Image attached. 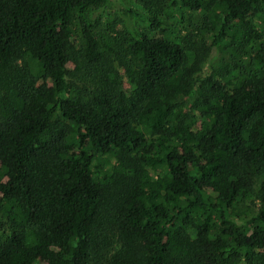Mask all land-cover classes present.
<instances>
[{
  "label": "trees",
  "instance_id": "trees-1",
  "mask_svg": "<svg viewBox=\"0 0 264 264\" xmlns=\"http://www.w3.org/2000/svg\"><path fill=\"white\" fill-rule=\"evenodd\" d=\"M107 2L0 0V264H264V0Z\"/></svg>",
  "mask_w": 264,
  "mask_h": 264
},
{
  "label": "rangeland",
  "instance_id": "rangeland-1",
  "mask_svg": "<svg viewBox=\"0 0 264 264\" xmlns=\"http://www.w3.org/2000/svg\"><path fill=\"white\" fill-rule=\"evenodd\" d=\"M130 0H108L104 6H98L91 11L90 20L96 25L95 30L98 34L108 32L115 34L116 32H136L140 33L146 29V25L132 17L127 12ZM79 28V25H78ZM216 53L213 52L209 60L216 62ZM215 64V63H214ZM210 67L207 65L204 72H209ZM204 77V74L201 75ZM4 230L0 229V239L6 237Z\"/></svg>",
  "mask_w": 264,
  "mask_h": 264
}]
</instances>
